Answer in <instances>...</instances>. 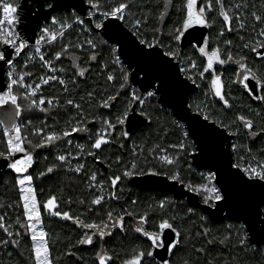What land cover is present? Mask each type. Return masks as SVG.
I'll list each match as a JSON object with an SVG mask.
<instances>
[{"label":"trees","instance_id":"trees-1","mask_svg":"<svg viewBox=\"0 0 264 264\" xmlns=\"http://www.w3.org/2000/svg\"><path fill=\"white\" fill-rule=\"evenodd\" d=\"M21 1L15 0L18 4ZM86 2L88 3V0ZM131 2L132 6L127 13V21H123L128 28L131 29L133 17L140 18L142 21L147 17V23L142 24L141 28L145 38L151 41L155 36L162 41L161 47L164 51H168L167 46L171 45L173 50L176 49L182 55L188 53V55L186 54L187 59L191 57L196 62L197 68L191 72L195 73L194 79L200 86V90L191 98L190 106L195 111L209 115V120H216L217 124L222 120L224 124L230 125L227 129L228 131L238 132V135H234L232 141V144L238 146V151L233 152L234 163L239 162L242 166L249 163L254 165L256 163L264 164V133L253 139L251 132L244 129L242 123L237 120L240 115L250 118L254 122V130L259 131L261 126H264V100L256 104L240 89L241 85L236 82L235 78L236 68L234 64L236 60H240V57L244 56L246 60L242 62L256 71L259 77H264V62L256 61L250 48L246 49L243 47L244 44L250 45L264 40V37L258 35L260 30L264 29V21L257 22L252 16V13L255 12L264 18V0H223L225 11H228L229 15L233 16L231 22L232 31L227 30L223 18L219 15L220 5L216 3V0H212V10H206L205 13L210 25L207 35L209 51L211 52L212 49L219 47L221 49V58L226 61L229 52L233 56L232 61H228L223 65H214L215 75L221 76L225 98L232 105L230 109H226L218 97L214 96L215 98L211 99L208 96L211 76L204 75L206 82L199 77V72L203 71L207 61V58L200 54L199 47L191 46L182 50L179 42L171 38L170 34L173 30L182 25L186 14L184 8L186 0H171L167 7L164 5L168 0H131ZM207 2L208 0H198V5L205 6ZM100 3L103 5L104 0H100ZM236 5L241 7L237 10ZM91 11L93 10L91 9L89 13ZM234 14L242 16L243 28L240 27L241 21L235 19ZM161 16H163V19L160 18ZM52 17H56L65 23H70L72 27L61 29L59 23L52 24ZM52 17L41 28L49 27L57 33L64 31V35H58L59 38L44 49V55L45 59L51 62L56 69L54 74L65 80L68 90L65 92V85H60L57 81H50L46 85L43 84L39 90L40 94L35 99L39 100L41 97L45 98L46 101L53 99L52 106L50 107L45 103L46 111L44 112L38 109L26 111L24 108L28 101L23 99L26 89L14 86V93L21 96L18 102L21 104L22 109L21 114L17 117L24 122L23 136L32 134L36 129H41L45 120H48V123L53 120L54 124L60 121L66 131L71 130L74 125H90L96 133V131L100 130L99 127L107 126L104 123L105 120L110 121L121 129L123 124H119L117 118L125 121L128 113L133 108L137 112L141 111V113L146 114L149 119V123L143 129L129 135V141L125 144L124 153L116 148L107 150L104 160L108 163V172L102 175V172L98 171L97 174L108 183L111 188L110 192L117 194V202L111 197L105 201L106 206H100V211L90 213L92 217L104 215V211L101 209L105 207H110L116 211L127 208L138 221H141L151 231L158 230L157 226L161 219H170L174 227L181 232L180 245L173 250L171 255L172 264H264V246L255 247L248 237L245 246L239 244L240 236H248L241 223L229 220L220 223L213 222L201 210L189 206L184 199L177 200L170 193L136 191L128 185L127 179L124 177L125 170L132 169L131 172H134L132 174H145L149 170H153L161 175L171 176V173H174L175 170H172V168V171H168L167 165L160 162L162 150H169L170 146L179 145L185 140L193 145V141H191L190 137L184 139L183 131H187L184 128L185 125L183 124V129L178 127L175 123L178 120L173 116L171 110L160 106L156 98L148 99L143 109L139 108L140 104L138 102L131 100V89H135L137 95H142V97L145 96V93L132 86L128 80L125 82L121 78L120 66L112 63L115 58L112 49L115 45L109 42L107 45L99 43L101 40H105L101 32H97L94 27V24L101 19L99 14L90 20L89 17L82 18L80 14L71 10L68 12H55ZM76 17H81L84 20L85 28L90 29V34L85 31L84 27L73 24ZM222 30L224 35L220 36L219 33ZM41 34V31H39L38 35L40 36ZM89 39L97 43L95 49L86 43ZM229 40L232 41L231 45L225 43V41ZM65 45L69 46L68 51L62 54L60 60H56L55 53L61 52ZM93 52L97 55L95 61L90 58ZM33 53V49L27 50L14 62V72H24L27 76L24 83H28L30 79L35 83L41 82L40 78L46 77L50 72L47 67L43 66L42 61L39 59L37 61H35L36 59L32 60L31 57H35ZM178 63L189 68L188 61L184 59H182V63ZM124 68L129 75L130 71L126 67ZM60 69H63V71H60ZM81 69H86L83 77L78 75ZM28 73H31L30 77H28ZM109 74H113L116 79L111 82L108 81L107 76ZM13 78H16V75ZM121 84L124 85L122 90ZM262 84H264V80H262ZM89 92L93 93L92 97L88 96ZM117 92L120 94L115 101H109L110 107L101 106L104 101ZM69 99L80 104L81 108L77 109L72 105H68L66 101ZM232 121H236V123L232 124ZM179 123L181 124L180 121ZM116 127L115 130L117 131ZM5 129L0 124V151L3 152L7 151ZM115 130L112 138L114 141L118 136ZM194 148L195 145L191 146V150ZM248 148H251V154L248 153ZM180 154V162L176 167L181 177L182 182L180 183L189 189L190 185L193 188L201 185L203 178L199 176V173L203 171L197 170L190 165L191 153L187 151V153L182 152ZM241 156L245 159L240 160ZM133 163L137 164L135 169L132 168ZM109 175L112 177L120 176L119 184L115 190L112 189L111 183L109 184L108 182ZM88 176L89 173L87 178H84V174L76 175L61 170L58 175L47 182L39 181L36 183L38 197L42 201L43 192L48 189L50 194H54L59 199L67 211L72 214L85 211L89 214V209L93 206L90 201V191L85 184ZM122 188L125 192L124 198L120 196ZM106 198L108 199V197ZM120 198H123L122 201H124L125 205H121ZM200 198L202 203L212 205V201L205 203L204 198ZM133 201L136 203H133ZM161 202L166 205L163 210L159 207ZM11 207L14 211H10ZM189 209L193 211L190 213ZM1 210L3 215L7 213L9 215L10 219L6 218V222L9 223L11 221V224H16L15 230L27 232L26 229L20 228L16 223L18 217L20 222L24 223L23 215L20 210L17 185L14 179L7 175L0 181V212ZM145 214L147 215V223L141 220V217ZM173 216L175 220L171 221ZM202 217L203 219H201ZM229 225H232L231 229L228 228ZM47 226H49V232L55 247L51 254L53 264H75L72 259L66 257V251L74 246V237L71 229L67 228V225L56 221L48 222ZM204 228L210 229V234L198 236L197 233H202ZM10 230L14 229L10 228ZM127 231L129 233L118 235L110 244L115 256L113 264H122L124 260L131 258L137 251L148 245L131 232L134 231L132 227H129ZM2 232L3 230L0 229V235ZM237 232H239V236ZM20 237L23 239L20 244L22 250L9 251L8 253L13 255L11 262L6 259H0V264H12L14 260L16 261L15 264H33L29 250L30 244L26 242L28 237ZM209 240H212L213 243L209 244ZM222 240L224 241L223 243H221ZM201 248L204 249L203 252L196 251V249ZM92 263L93 261L90 258L84 260V264Z\"/></svg>","mask_w":264,"mask_h":264},{"label":"snow or ice","instance_id":"snow-or-ice-1","mask_svg":"<svg viewBox=\"0 0 264 264\" xmlns=\"http://www.w3.org/2000/svg\"><path fill=\"white\" fill-rule=\"evenodd\" d=\"M171 0H168L167 3H165V7L168 6V3H170ZM88 3L93 11L89 13V19L91 20L93 17H95L97 14L101 17L99 22H96L94 24L95 29H103L105 28V21L108 19H114V20H120V21H127V13L129 12L132 2L131 0H104V4L102 5L100 3V0H88ZM216 3L220 5L219 8V15L223 18L224 23L227 26L228 31H232L231 22L233 20V16L229 15L228 11H225L223 0H216ZM18 7L19 4L15 2V0H0V10H2L3 18L0 19V45L6 46L7 48H10L12 52L16 56H20L22 51L28 47V44L25 40H22L19 35L14 31L13 27L17 22L18 17ZM49 8H52L53 5L49 4ZM236 9L238 10L241 6L236 5ZM184 8L186 10V14L184 16V19L182 21V25L180 27H177L173 30V32L170 34L171 38L174 39L176 42H179L182 37H184L185 33L191 29L193 26H210L208 24V21L206 20L205 13L207 11L212 10V0H208L207 4L205 6H199L198 0H186V4L184 5ZM235 19L240 20V27H244L242 16L239 14H234ZM252 16L257 22L264 21V18H262L260 15H257L255 12L252 13ZM163 19V16L160 17ZM76 23L83 25L84 21L82 19L77 18ZM7 23L9 26L7 29L3 27V25ZM59 23L61 25V29L64 28H71L72 24L65 23L61 20H59L56 17H52V24L55 25ZM147 23V17L143 19V21L140 18L133 17L132 23H131V31L133 35L138 39L139 44L143 45L147 49H156L157 47L162 46V41L155 36L151 41H149L147 38H145V34L141 31L142 24ZM41 35L39 38L35 41L36 45H40L42 41H45L46 38H50L47 40L48 43L54 42L57 40V36H63L64 31L55 32L52 31L49 27H43L40 29ZM85 31H90L89 29H85ZM220 36L224 35L223 30L219 33ZM260 37H264V29H261L258 33ZM243 39V38H241ZM86 43L93 49L97 47V43L91 39L87 40ZM101 45H107V40H101L99 42ZM119 43V41H117ZM227 45H231L232 41H225ZM208 41L207 39H204L203 46L199 47V52L202 56H205L207 58L206 66L203 68V71L199 72V76L201 79L204 78L205 73H209L211 70L214 69V65L220 64L223 65L227 63L228 61L233 60L232 54L229 52L227 56V61L221 58V49L219 47L214 48L211 50V52L207 51ZM68 45H65L61 52L55 53V59L60 60L63 53H66L68 51ZM82 47V46H80ZM168 51H165L163 53L164 56L176 58L180 54L178 51L173 50L171 48V45H168ZM244 48H249V44H244ZM252 52L256 53L258 58L261 60H264V40H261L257 43L256 47L251 48ZM37 53H40L41 49L37 47L35 49ZM112 51L115 53L117 50L115 47H113ZM141 52L145 56H149L152 53L151 52H143V49H141ZM11 53H5L4 51H0V61H2L5 65H8L9 68L6 69L7 73V80L8 83L6 84V91L0 92V107L5 105H12L14 106V112L7 113V117L10 122V127L6 128L4 131V135L7 137L6 141V147L7 151L6 153L3 151H0V157H4L5 159H8L9 157H14L18 153L24 154L22 158L15 159L14 162L8 164V167L14 170L15 173L21 174L22 178H19L17 180V184L20 185V193H21V200L23 201V211H24V217L26 218V223H21L19 217L17 218L16 223L20 226V228L26 229L27 232L31 233L30 239L33 242L31 247V253L32 258L34 261V264H52V260L50 257V247L47 240V233L40 228L38 231V226L42 225V215L40 206L37 202V198L35 195V189L31 187V183L33 180L32 175H23L28 172V169L32 166L33 163V156L28 153L26 150L24 144L26 137L22 136V128L21 126L17 125L12 117L19 116L21 114L22 106L18 102L21 98L19 94L14 93V86L24 88L26 89V93L23 95V99L28 101V104L25 106L24 110L31 111L32 109H39V111L44 112L46 111V108L43 107L45 103L48 105L53 104L52 99H48L47 101L45 98L41 97L39 100L35 99L37 96V90L41 88V83H36L34 86L31 84L26 85L24 83L25 81V75L19 74L17 78L14 77V64L13 60L10 59ZM40 60L43 62V66L47 67L50 72H55L56 69L52 66L51 62L47 61L44 57V55H40ZM91 60L95 61L97 59V55L95 52L91 55ZM246 60V57L241 56L240 60H236L235 63L239 65V68L243 71L238 73V82H240L245 90L249 91H255V85H252L250 81L254 80L257 84H261L262 80H264V77H258L256 71H254L252 68H249L246 66L245 63L242 61ZM113 64L120 65V71H121V78L123 81L128 80V74L127 70L123 67L120 61V57L117 55L112 61ZM188 64L189 69H195L197 68V64L194 60H192L190 57L188 58ZM189 69L181 68L182 72H187ZM60 71H63V69H60ZM86 69H81L78 73L79 76L83 77L85 74ZM27 75H31V73H28ZM116 77L113 74H109L107 76L108 81H114ZM158 79V78H157ZM188 80H191L193 84H196V80L193 78V76L188 75ZM42 84H48L50 81H57L60 85H65L64 91L66 92L67 86L64 79L56 76V75H49L47 77H41L40 78ZM150 86H152L150 84ZM198 86V85H197ZM121 90L124 88V85L121 84ZM158 87V86H157ZM223 83L221 80V76L213 74V78L211 80V88L214 90V95L219 98L220 101L223 102V105L226 109H230L232 105L229 103V100L225 98V95L223 93ZM262 87H264V84H262ZM119 92H117L115 95H112L108 98V100L104 101V103L101 105L102 107H110L109 101H115L117 97L119 96ZM93 93L89 92L88 96L92 97ZM156 95L155 91H148L147 97H153ZM257 99L264 100V96H257ZM131 100L138 102L139 104L143 105L145 102V99L142 98V95H137L135 92L132 93ZM68 105H72L77 109L81 108L80 104L75 103L72 99H69L66 101ZM191 107V106H190ZM199 108V106H197ZM119 124L124 123V119L117 118ZM203 119L205 121L209 120V115H203ZM237 120L242 123V126L247 131L251 132L252 138L255 139L256 137H259L262 133H264V126H261L259 131L254 130V122L250 118H246L243 115H240L237 117ZM0 123H3V121H0ZM31 123V121H29ZM104 123L107 125L108 129H115L116 125L112 124L110 121L105 120ZM178 127L183 129V125L179 123V121L175 122ZM213 124H217L216 120L212 121ZM232 124H235L236 121H232ZM219 127L228 129L230 125H226L221 120L218 124ZM80 128H73L72 131H80ZM211 132H215V129H211ZM43 132V129H36L33 132V135H38ZM106 134V133H105ZM105 134L98 133L97 138L95 140V143L92 145L95 149H100L103 144L108 143V140L105 139ZM63 135L66 137L70 135L68 131H65ZM124 137L128 136L127 132L122 133ZM190 133L188 131H183V137L184 139H187L189 137ZM229 135H238V132H231L229 131ZM55 133L48 134L42 142L32 145L33 147H44L45 145L52 144L55 140L59 139ZM28 144H32L31 140H27ZM195 142H193L194 145ZM189 144L180 143L179 145H173V147H178L182 152H186L190 146ZM231 149L233 152L238 151V146L236 144L231 145ZM248 153L251 154V148L247 149ZM93 154V153H90ZM57 159L61 162H64L66 160V157L64 155H60L57 157ZM161 159L164 161L165 164L173 165L177 163L179 160V156H176L174 158H169L168 156H163ZM240 160H244L245 158L241 156L239 158ZM137 167L136 163L132 164V168L135 169ZM190 167V166H189ZM232 168H236L244 173V175L247 177V180L245 181L243 177H240L239 179L247 183L248 181H261L264 182V164H260L259 166H253L252 164H247V166H242L239 162L231 164ZM83 168V165H79L76 167L75 171L79 173L81 169ZM48 173L53 172V168L49 167L47 169ZM149 173L151 175H159V173L149 170ZM41 175H44V173H41ZM125 176L132 175L131 172H125ZM203 175V174H201ZM170 179L178 182L181 181V177L179 172L173 173L170 177ZM217 173L216 172H210L205 179L211 183V181L216 180ZM91 179L94 181L96 179L95 174L91 176ZM120 180V176H115L111 179V184L113 187L117 184V182ZM25 185H29V187H24ZM191 190H196L193 188V186H189ZM205 193H208L209 195L205 196L204 202L208 203L209 201L219 202L223 201L227 198V189L225 188L223 191L220 187H216L215 185L211 187L207 186H201ZM113 198L115 197V194L113 193ZM104 199L103 196H98L97 198L92 200V204L94 205H100L102 200ZM83 203V201H81ZM133 203H136L133 201ZM214 206V205H213ZM160 209H165L166 205L164 202H161L159 205ZM43 208L47 211H49L53 216L62 217L66 220H72L73 217L69 215L68 212H60L56 210L58 208L57 204V197L53 196L50 197L43 205ZM190 213L193 211L192 209L188 210ZM109 219L112 218L113 213L109 211L107 213ZM130 215V213H129ZM257 215H260L258 212ZM4 216H0V229L3 230V232L7 235L9 239L0 240V244L2 245H13L18 247L19 246V240L13 239L12 237L15 235L16 237L21 236V233L19 231L15 232V234L10 231L11 225L5 226ZM203 219V217L201 218ZM141 220L144 223H147V215L141 217ZM175 217H171V221H174ZM75 222L79 224L80 226L88 229H97L99 230V236L101 238L104 237L105 233L103 230H100V225L98 224H84L82 221L79 220L77 217ZM120 227L121 230L123 229V217H120ZM108 225L105 224L104 228H107ZM158 230L155 232H148L145 229L141 227H137L135 229L136 232H142L145 237L149 241H151V247L152 248H164L166 247V250L168 252H172L175 248H177L180 245V236L181 232L174 227L173 223L170 222V219H161L157 226ZM229 229L232 228V225L228 226ZM165 230H170L172 233L175 234V239L173 241H169L167 246L164 244L162 240V236ZM211 232L210 229L204 228L202 233H197V235H209ZM237 235L239 236V232H237ZM227 239V237H225ZM224 241L222 240L221 243ZM247 242V236H240L239 238V244L241 246H245ZM80 244H92L93 239L91 235H88L85 233V238L81 239L79 241ZM209 244L213 243L212 240L208 241ZM197 252H203L204 249H196ZM71 254V253H70ZM154 253L153 251L149 250L145 252L144 250H139L136 252L135 255L132 256L131 259H127L123 261V264H143V260L145 257H153ZM112 259L111 256H107L104 254H99V264H106L107 261H110ZM162 264H169L168 261H163Z\"/></svg>","mask_w":264,"mask_h":264},{"label":"water","instance_id":"water-1","mask_svg":"<svg viewBox=\"0 0 264 264\" xmlns=\"http://www.w3.org/2000/svg\"><path fill=\"white\" fill-rule=\"evenodd\" d=\"M53 5L49 8L48 5ZM22 10L19 31L30 43H34L43 23H48L52 15L59 11L74 10L82 17L87 16L91 10L86 0H22L19 4ZM105 28L97 29L103 38L117 47V53L130 71L129 83L137 87L142 93L155 91L158 103L171 110L173 116L184 123L189 137L195 145V152L190 155V165L200 171L217 173L215 183L222 191L227 189V198L214 202L213 205L204 204L198 193L187 188L184 184L170 179L166 175H132L128 178L131 187L140 191H158L170 193L175 199H185L187 204L198 208L213 222L220 223L225 220L236 221L245 226L250 242L255 247L264 245V182H242L239 178L247 180L244 173L236 168L231 144L234 135L213 124L211 120L205 121L200 112L189 106L190 98L198 91L199 86L188 80L181 71L180 64L175 58L164 56L162 47L147 49L139 44L123 21L108 19ZM209 32L208 26H193L180 40V47L185 50L192 44L203 46ZM119 41V43H117ZM151 52L149 56L141 52ZM1 51L11 53L10 48L2 46ZM9 66L0 61V92L6 91L7 73ZM158 78V79H157ZM150 84L152 86H150ZM158 86V87H157ZM149 123L148 116L139 113L133 108L127 115L124 125L127 133L143 129ZM215 129V132H211ZM103 165L102 162H99ZM8 162L0 159V171L6 169ZM260 215H257V213ZM175 234L165 230L162 236L164 244L174 242ZM160 261H166L169 252L164 248H157L154 252Z\"/></svg>","mask_w":264,"mask_h":264},{"label":"flooded vegetation","instance_id":"flooded-vegetation-1","mask_svg":"<svg viewBox=\"0 0 264 264\" xmlns=\"http://www.w3.org/2000/svg\"><path fill=\"white\" fill-rule=\"evenodd\" d=\"M205 17H206V20H208L206 15H205ZM209 30H210V28H209ZM207 38L208 37H206V39ZM207 41H208V39H207ZM258 42L259 41L250 44V47H249L250 50L252 47H256ZM179 44H180V41H179ZM191 46L194 47L197 45L192 44L189 47H191ZM189 47H187V48H189ZM206 50L209 51L208 46H207ZM251 53H252L253 57L256 59V61L264 62V60L259 59L257 54L252 52V50H251ZM14 62H13V64H14ZM206 63H207V61H206ZM234 64H235V68H236L235 78H236V82H238V73L242 72L243 70L240 69L239 65L236 64L235 62H234ZM180 67L183 68L181 65H180ZM184 68H185V66H184ZM211 72H212V74H215L214 69L211 70ZM211 72H209L210 74L209 73L204 74L206 76H211L210 80H209V85H211V80L213 78V75L211 74ZM182 74L187 78V76H188L187 73L182 72ZM204 81L206 82L205 79H204ZM7 83H8V81H7ZM250 83L252 85H255V91L245 90L243 88L242 84L239 82V84L241 85L240 89L244 93H246V95L248 97H250V99H252L256 104H258V103L262 102L263 100L257 99L256 97L257 96H264V89L262 87V82H261V84H257L256 81L252 80V81H250ZM196 84L198 85L197 81H196ZM199 90H200V86H199L198 91ZM191 98H190V100H191ZM157 99H158V96H157ZM189 104H190V101H189ZM10 108H11L10 104L0 107V121H3V123H0V124L2 125V127L4 129L10 127V124L7 123L8 117L6 115V112L9 111ZM14 122L17 125H19V123H21L22 124L21 126L23 127L24 122L21 121L20 119H18L17 116H16ZM74 126H76V128H80L81 130L80 131H68L70 133V135L64 137L63 133L66 131V129H64V127L60 121H57L56 124H54L53 120L51 123H48V120H45L41 126V128L43 129L42 133H40L38 135H33V133H32V134H28V135L24 136V137H26L24 146H25L26 150L28 151V153L33 156V163H32V166L28 169V172L23 174V175L30 174L33 177V180H32V183L30 186L35 189V195L37 198V202L40 206L42 221H43L42 225L38 226L37 230L39 231L40 228L42 227V229L48 234L47 240H48L49 247H50V257H51V254L53 253L54 248H55L54 243L52 241L53 238L51 237V234L49 232V226H47V223L50 221H56L58 223L67 225L68 226L67 228L71 229L72 236L74 237V246L70 247L66 251V257L68 259H72V261L75 264H84V260L89 259V258L92 259V261H93L92 264H99V254L111 256L112 259L110 261H107L106 264H113V260L115 259V256H114V253L112 252L113 251L112 248H110V244L118 235L129 233L127 231V229L129 227L133 228L134 231H131V232L134 235L138 236L142 242L148 244L147 247H145L141 250H144L145 252L151 250L154 253L155 249H157V248H152L151 247V241H149L147 239V237H145L143 235L142 232H136L135 229L137 227H141L148 232H155V231L148 230L145 227V225H143V223L141 221H138L137 218H135V216H133L134 215L133 213H131L127 210V208H125L124 210L116 211L114 209H111L110 207L109 208L105 207V208L101 209L102 211H104V215H100L98 213L100 216L92 217V214H90V213H94L95 211H100L99 210L100 206H106L105 201L109 200L111 197H113V192H110L111 188L109 187L108 183L106 181H104V179L102 180L97 174L98 171L102 172V175H103V173L108 172L109 166H108V163L104 160L106 158V155H107V150L110 148H116L117 150L120 149L124 153L126 141L128 139V136L131 133H128L127 137H124L122 135V133L127 132L124 123H123V127L121 129L116 127L117 131L115 129H108V130L105 129V133H106V134L104 133L105 139L108 140V143L103 144L100 149H95L92 147V145L95 143V140L97 138V134L101 133V129L99 131H96V133H95L93 131V127H90V125H84V126L74 125ZM114 130L116 131V133H118V136L116 137L115 141L112 140V138L114 136L113 135ZM108 131H110V136H107ZM52 133H55L60 138L55 140L52 144L45 145L44 147H33L32 146V145H35V144L42 142V140L48 134H52ZM101 134H103V133H101ZM27 140H31L32 144L31 145L28 144ZM90 153H93V154H90ZM23 155L24 154H22V153H18L14 157H9L6 160H7L8 164H10V163L14 162L15 159L22 158ZM60 155H64L66 157V160L64 162H61L57 159V157ZM0 159H5V158L0 157ZM99 162H102L103 165H100ZM79 165H83V168L81 169V171L79 173H77L75 171V169ZM49 167L53 168V172H51V173L47 172V169ZM61 170L63 172L65 171L67 173H73L76 175L84 174V178H87V174L89 173L88 180L86 181L85 184H86V186H88V189L90 191V201L92 202V200L97 198L98 196H103L104 199L102 200L101 204L100 205L92 204L93 207H91L89 209V214L86 213L85 211L78 213V214H77V212L75 214H72L70 211H67L65 209L64 205L61 204L59 199H57L58 208L56 210H58L60 212H68L69 215L73 217L72 220H66V219H63L62 217L53 216L49 211L45 210L43 208L44 203L50 197H53L54 194H50V190L47 189L46 191L43 192L44 197H43V200L41 201L38 197V194H37L36 183L39 181L47 182L49 179L54 178L56 175H58V173L61 172ZM41 173H44V175H41ZM147 173H149V172H147ZM147 173H145V174H147ZM93 174H95V176H96V179L94 181L91 179V176ZM6 175L12 177L14 179L15 184L17 185L18 195H19V205H20V210H21L22 215H23L22 219H23V222L26 223V218L24 217V211H23V201L21 200V193L19 190L21 186L17 184V180L19 178H22V175L15 173L14 170H12L11 168L8 167V165H7L6 169H3L0 171V181ZM132 175H142V174H132ZM132 175L124 176L127 179V182H128V178ZM159 175H161V174H159ZM112 178H114V177H112L111 175L108 176L109 184L111 183ZM119 181L117 182V184L114 187L111 184L113 190L117 189L116 187L118 186ZM128 185H129V183H128ZM24 187H29V185H25ZM131 188L135 189L136 191H140L137 188H134V187H131ZM121 191H122V194L120 196L124 198L125 192L123 191V188L121 189ZM146 192H149V191H146ZM150 192H156V191H150ZM114 194H115V197L117 199V194L116 193H114ZM106 197H108V199ZM123 198H120L121 205L124 204V201H122ZM116 202H117V200H116ZM10 211H14V209L11 207ZM109 211H111L113 213V216L111 219H109V217L107 215V213ZM129 213H130V215H129ZM0 216H4L5 219L3 222L5 223V226L11 225V228H13L14 230H10V231H12L14 234H15V232L19 231L21 233V236H24V237L27 236L28 237V240L26 242L30 244L29 250L31 252V247H32V243H33L30 239L31 233L21 231V230H15L16 224H11V221L9 223L6 222V218L10 219L8 213L3 215L2 210H1ZM77 217L84 224L95 223V224L100 225V230H103L105 233L104 237L101 238L99 236V230H97V229H88V228H84V227L80 226L79 224H77L75 222ZM120 217H123V229L124 230H122V231L119 230V229H121L120 222H119ZM105 224L108 225L107 228H104ZM22 229H24V228H22ZM67 231H69V230H67ZM85 233L92 236V239H93L92 244H80L79 243V241L81 239L85 238ZM12 238L19 240V246L16 247V246H13L11 244L5 246V245L0 244V259H6L7 261L11 262V259H13L12 258L13 255L9 254L8 252L11 250H15V251H21L22 250L20 244L22 243L23 239L20 236L16 237L15 235ZM4 239H9V238L7 237V235L4 232H2V234L0 235V240H4ZM172 252H169V257L166 260L169 262V264H172L171 263ZM31 255H32V253H31ZM131 258H128V259H131ZM32 260H33V258H32ZM162 262L163 261H160L155 256V254L153 255V257H145L143 260V264H162ZM15 263H16V261L14 260L12 264H15ZM33 264H34V261H33ZM52 264H53V261H52Z\"/></svg>","mask_w":264,"mask_h":264},{"label":"rangeland","instance_id":"rangeland-1","mask_svg":"<svg viewBox=\"0 0 264 264\" xmlns=\"http://www.w3.org/2000/svg\"><path fill=\"white\" fill-rule=\"evenodd\" d=\"M87 1V0H86ZM128 15V14H127ZM77 18H79V19H82L81 17H76V18H74V23H76L75 21H76V19ZM84 21V20H83ZM73 23V24H74ZM77 25H79V26H81L80 24H77ZM84 26H81V27H84V29H86L85 28V26H86V24H85V22H84V24H83ZM90 30V29H89ZM89 32V34H90V31H88ZM48 39H50V38H46V40H45V42H47V40ZM48 46H46V47H44L41 51H40V53H37L36 51H35V49L37 48V47H32V49L34 50V53L33 54H35V57H31L32 58V60L33 59H36L35 61H37V59H39L40 60V55H44V49L45 48H47ZM1 48H2V45H0V51H1ZM40 48V47H39ZM41 49V48H40ZM115 49L117 50V47L115 46ZM174 50H176V49H174ZM114 53V52H113ZM187 55H188V53H186ZM186 54H180L178 57H176L175 59L178 61V62H181L182 63V59H184L185 61H188V59H187V57H186ZM118 54H117V51L114 53V56H117ZM44 57H45V55H44ZM189 58V57H188ZM191 58V57H190ZM41 61V60H40ZM120 61H121V59H120ZM121 64L122 65H124L123 64V62L121 61ZM120 66V65H119ZM124 67H126L125 65H124ZM183 68H184V66H182ZM185 69H189L188 67H185ZM194 69H189V71H187L186 73L188 74V75H191V76H193V78H194V75H195V73L194 72H191V71H193ZM19 74H24V72H14V75H16V78L18 77V75ZM25 75V74H24ZM49 75H55L54 74V72L52 73V72H49V74L47 75V76H49ZM46 76V77H47ZM27 76L25 75V78H26ZM28 77H30V75L28 76ZM200 77V76H199ZM37 83H41V87H42V82H37ZM26 85H28V84H31V85H35L36 83L33 81V80H31L30 79V81L27 83H25ZM208 85V84H207ZM41 89V88H40ZM40 89H38L37 90V95L38 94H40L39 93V90ZM138 89V88H137ZM27 91V90H26ZM133 92H135L136 93V91H135V89H131L130 90V95L132 96V93ZM208 93H209V97L211 98V99H213V98H215L214 96V90L211 88V85H209V91H208ZM137 94V93H136ZM142 98H144L145 99V102H144V104L143 105H139V108L140 109H143L144 108V106H145V103L147 102V100L148 99H151L152 97H147V93H145V96H143ZM153 98H156L157 99V96L155 95V96H153ZM157 102H158V99H157ZM159 104V103H158ZM11 106V108H10V110L9 111H7L6 112V114L7 113H12V112H14V106H12V105H10ZM50 107L52 106V105H49ZM161 106V105H160ZM189 106H190V104H189ZM44 107V106H43ZM192 108V107H191ZM39 110V109H38ZM195 111V110H194ZM139 112V111H138ZM197 112H199V111H197ZM139 113H141V111L139 112ZM201 114H202V112H200ZM202 115H204V114H202ZM15 118H16V116H14V117H12V119L13 120H15ZM7 123L8 124H10V122H9V119H8V121H7ZM22 124L21 123H19V126H21ZM24 126V125H23ZM21 128L22 129H24L22 126H21ZM73 128H76V126H73L72 127V129ZM100 129H101V133H105V129H107L108 130V127L106 126V127H99ZM72 129L71 130H69V131H72ZM108 135L107 136H110V131H108V133H107ZM22 136H23V134H22ZM65 137V136H64ZM128 138H129V136H128ZM191 139V138H190ZM6 141H7V138H6ZM129 141V139H127V141H126V143ZM133 141V140H132ZM192 141V140H191ZM181 143H185V144H189V145H192V143H189V142H187L186 140L185 141H182ZM193 150V151H192ZM191 150V146L188 148V150L187 151H189L191 154L193 153V152H195V148L194 149H192ZM187 151L186 152H184V153H187ZM180 153H182V151L178 148V147H173V146H170V148H169V150H166V149H163L162 150V152H161V157H163V156H168L169 158H174V157H176V156H179V160H180V157H181V154ZM177 161V163H175V164H173V165H168V164H165L164 163V161L160 158V162L162 163V164H165V165H167V170L169 171V170H171L172 168V170H175V172H178V170L176 169V167L179 165V162L180 161ZM253 166H259L260 164H257L256 163V165H254V164H252ZM243 166H247V165H243ZM171 170V171H172ZM132 171V169L131 170H125V172H131ZM124 172V173H125ZM174 172V171H173ZM174 172V173H175ZM131 173H134V172H131ZM158 173V172H157ZM204 173H206V174H204ZM210 172H208V171H203V172H200L199 173V176H202V184L201 185H199V186H197V187H195V191L194 192H196V193H198L199 194V196L200 197H203L204 199H205V196L206 195H209L208 193H205L204 192V190H203V188L201 187L202 185L203 186H207V187H211V186H213L212 184H210V186L206 183L208 180L207 179H205V176L207 177L208 176V174H209ZM171 174H173V173H171ZM201 174H203V175H201ZM164 175V174H163ZM168 177H170V176H168ZM209 182V181H208ZM115 199V202H116V198H114ZM214 204V201H212V205ZM242 226L245 228V226L242 224Z\"/></svg>","mask_w":264,"mask_h":264},{"label":"built area","instance_id":"built-area-1","mask_svg":"<svg viewBox=\"0 0 264 264\" xmlns=\"http://www.w3.org/2000/svg\"><path fill=\"white\" fill-rule=\"evenodd\" d=\"M21 16H22V10L18 7V17H17V22H16V24H15L14 26H12V27H13L14 31L19 35V37H20L22 40H25V41L27 42V44H28V47L25 48V49L22 51V53L20 54V56H21L25 51L32 49V47H40L41 50H42L44 47L49 46V45H51V44L53 43V42L48 43V42L42 41L40 45H36L35 42H34V43H30V42H28V41H27V40L21 35V33H20V31H19V26H20V24H21ZM87 17H89V12H88L87 16L84 17V18H87ZM2 18H3V13H2V10H1V16H0V19H2ZM82 18H83V17H82ZM74 24H78V23H74ZM81 26H83V25H81ZM3 27L7 29L9 26L7 25V23H5V24L3 25ZM38 38H39V35L37 36L36 40H37ZM58 38H59V36H57V39H58ZM36 40H35V41H36ZM54 42H55V41H54ZM2 46H3V45H2ZM20 56H16V55L13 53V58H12L13 62H14L16 59H18ZM181 124L183 125L184 123L181 122ZM183 126H184V125H183ZM184 128H185V127H184ZM208 172H211V171H208ZM207 184H208V185L213 184V185H215L216 187H218V186L216 185V183H215V180L211 181V183H209V182L207 181ZM247 235H248V234H247Z\"/></svg>","mask_w":264,"mask_h":264},{"label":"bare ground","instance_id":"bare-ground-1","mask_svg":"<svg viewBox=\"0 0 264 264\" xmlns=\"http://www.w3.org/2000/svg\"><path fill=\"white\" fill-rule=\"evenodd\" d=\"M43 24H44V23H43ZM43 24H42V25H43ZM41 27H42V26H41ZM6 77H7V76H6ZM7 81H8V80H7ZM204 174H206V173H204ZM142 175H143V174H142ZM205 177H206V176H205ZM206 183H207V182H206ZM212 185H213V184H212ZM209 186H210V185H209ZM156 192H157V191H156ZM241 225H242V224H241ZM244 229H245V228H244ZM247 237H248V236H247ZM263 246H264V245H263Z\"/></svg>","mask_w":264,"mask_h":264}]
</instances>
